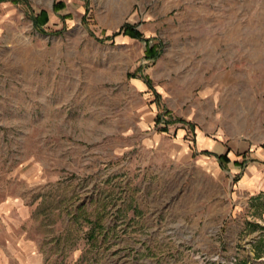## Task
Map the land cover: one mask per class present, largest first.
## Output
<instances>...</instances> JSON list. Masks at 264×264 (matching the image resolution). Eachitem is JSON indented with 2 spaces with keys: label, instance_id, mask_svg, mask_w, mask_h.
<instances>
[{
  "label": "rangeland",
  "instance_id": "obj_1",
  "mask_svg": "<svg viewBox=\"0 0 264 264\" xmlns=\"http://www.w3.org/2000/svg\"><path fill=\"white\" fill-rule=\"evenodd\" d=\"M263 152L264 0H0V264H264Z\"/></svg>",
  "mask_w": 264,
  "mask_h": 264
},
{
  "label": "crops",
  "instance_id": "obj_2",
  "mask_svg": "<svg viewBox=\"0 0 264 264\" xmlns=\"http://www.w3.org/2000/svg\"><path fill=\"white\" fill-rule=\"evenodd\" d=\"M194 139H195L194 141H196L195 144H196L197 148L199 149V151L205 152L204 155L209 154L208 156H211L212 158H214V160H216V157L222 156V158L224 160L228 161V163H226V164L227 165L229 164L232 166L233 171H239V168H240L239 158H244L247 154V151H248L247 147H245V149L243 150L242 147L239 146L235 142H227L223 146L221 145L222 143L217 145V142L209 140L207 138L205 139V138L201 137L199 134H196ZM259 149L261 150V148H259ZM240 150L246 151V153L241 154L240 152H238ZM236 151L241 155V156L239 155L240 157L237 156L235 158ZM252 153H253L252 154L253 156L256 155L254 157H257V156L262 157L261 154H259L255 150ZM263 155H264V152H263ZM255 159H257V161L260 162V160H258V158H255ZM261 163L263 164L264 161ZM238 174H239V182H240L239 184H241L243 186H245V185L249 186V188L252 186L251 185V183L253 181V180H251L252 178L258 180V178L262 177V173L260 171H258L257 169H254L253 167L242 168V170L239 171Z\"/></svg>",
  "mask_w": 264,
  "mask_h": 264
},
{
  "label": "trees",
  "instance_id": "obj_3",
  "mask_svg": "<svg viewBox=\"0 0 264 264\" xmlns=\"http://www.w3.org/2000/svg\"><path fill=\"white\" fill-rule=\"evenodd\" d=\"M45 21H46V19H44L43 14H40L39 17H37L35 19V24L39 25V26H43V23H45ZM116 35H122V36L130 38V39H134V40H138V41H142V42L143 41L148 42V40L146 41V40L141 38V34L138 33L135 30L134 25H131V24H125V26L121 29V31L119 33H115V34L111 35L110 38H106V39H111V38H113V36H116ZM157 56H158V54L156 52V49L154 48V45L151 47H148L144 50V58L147 60L156 59ZM216 160L219 164L228 163V161L224 160L222 158V156L216 157Z\"/></svg>",
  "mask_w": 264,
  "mask_h": 264
}]
</instances>
